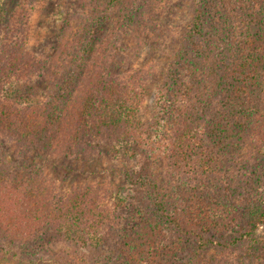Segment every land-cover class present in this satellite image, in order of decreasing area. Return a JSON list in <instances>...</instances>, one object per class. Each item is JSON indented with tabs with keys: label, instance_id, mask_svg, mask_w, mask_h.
I'll list each match as a JSON object with an SVG mask.
<instances>
[{
	"label": "trees",
	"instance_id": "trees-1",
	"mask_svg": "<svg viewBox=\"0 0 264 264\" xmlns=\"http://www.w3.org/2000/svg\"><path fill=\"white\" fill-rule=\"evenodd\" d=\"M5 1L0 264H49L56 242L79 248L64 264H264V0L245 19L251 0H192L179 35L173 0H44L66 11L50 55L31 46L47 6ZM145 47L171 50L161 72L130 66ZM51 156L70 178L74 162L130 163L64 187L30 172Z\"/></svg>",
	"mask_w": 264,
	"mask_h": 264
},
{
	"label": "rangeland",
	"instance_id": "rangeland-1",
	"mask_svg": "<svg viewBox=\"0 0 264 264\" xmlns=\"http://www.w3.org/2000/svg\"><path fill=\"white\" fill-rule=\"evenodd\" d=\"M61 1V0H60ZM261 1L263 0H257V1H249L247 5H244L241 9V12L244 16H241L239 19H245V15L251 14V12L254 10L261 9ZM54 4H59V1H55ZM192 0H173L172 1V8L169 12L166 23H170L171 27L172 25H175L176 28H178L177 33L180 34L184 28L191 23V20L193 19L194 13L190 10V6L192 5ZM44 5L47 6L48 9H45L40 13H38V10L35 11V21H37L36 27L34 29V34L32 37V48H35V50L38 53H46L50 55V49L46 46V42L48 39H50L54 35V31L57 29L59 25L62 23V19H64L63 15H65L66 11L63 8V6L59 5V8H56L51 4L50 2L45 4L44 0H6L4 3V8L9 13L10 11H13L15 6L21 7V5H27L29 6H37V5ZM253 4V5H252ZM242 6V5H241ZM62 11V12H59ZM215 14V15H214ZM213 16H210L212 19H220L219 23L224 24L226 22V19H224V13H220L218 10H216L214 13H212ZM209 18V19H210ZM231 19V17H229ZM249 19V18H248ZM180 29V30H179ZM240 28L237 26V22H235L234 27L230 28V30L226 29L223 32L222 39H230L231 41L237 40L238 37L241 36V31H239ZM223 30V27L221 28ZM221 32V31H220ZM153 48H155L153 46ZM171 50L168 48H164L163 50H151L148 47H145L140 50L138 56L132 59L134 61L135 65L140 68L142 71H149L150 69H153V73H159L163 70L164 65L169 61L171 56ZM132 62L130 66L132 68H136ZM149 93L147 94L146 100L144 101L143 105L146 109H151L154 101H155V94L156 89L154 86H150ZM146 95V94H145ZM31 161V170L32 173L34 171V168L41 170L45 174L49 175L50 177L54 178L57 183H62L67 187H70L72 184H78L81 182L84 178L92 180L93 177H95L98 173H103L104 175H113V169L121 171L124 169L125 165H127L130 162H125L122 160L119 161H113L110 157H105L104 160L98 161L95 163H92L90 166H85L81 164V162H74L71 165L77 166L81 171L85 173V177L83 176H65V173L63 170H60L57 168V165L61 163V159H57L53 156L51 157H45L44 159H32ZM118 164L117 166H115ZM62 177L66 178L65 182H62ZM117 180H120L119 177L116 178ZM260 236L264 237V228L260 230ZM51 252L45 253L40 252L37 254V257H42V260L48 261L49 264H64L65 260L59 254L61 251H65L64 253H69L72 256L80 255L79 248L75 245H68L67 243L63 242H56L52 243L50 246ZM88 255H90L92 258H95L94 250L88 251L85 250ZM107 253H103L101 255V258L99 261L100 264L104 260V256H106ZM86 258V256H85ZM98 261V260H97Z\"/></svg>",
	"mask_w": 264,
	"mask_h": 264
}]
</instances>
